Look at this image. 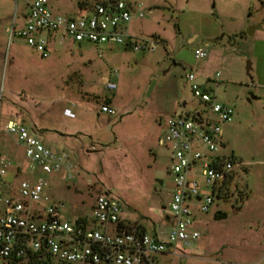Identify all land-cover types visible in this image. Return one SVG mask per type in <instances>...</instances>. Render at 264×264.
<instances>
[{
  "label": "rangeland",
  "instance_id": "rangeland-1",
  "mask_svg": "<svg viewBox=\"0 0 264 264\" xmlns=\"http://www.w3.org/2000/svg\"><path fill=\"white\" fill-rule=\"evenodd\" d=\"M32 1L0 0V126L8 105L31 124L64 133L58 150L69 155L74 174L34 172L25 159L19 178L11 167L8 181L19 188L44 176L47 199L34 206L58 207L72 224L89 217L103 193L120 200L127 221L168 230L173 161L160 140L169 118L205 109L186 80L193 73L234 111L220 153L238 162L235 180L201 215L200 240L179 244V254L158 256L159 264L264 263V31L247 34L264 22V0H49L63 16H80L83 5L87 15L98 2L125 1L144 14L128 24L132 35L142 42L154 38L157 50L134 52L52 34L48 58L18 35ZM197 49L208 57L197 60ZM103 106L116 116L103 113ZM14 143L0 131L7 154L20 151ZM93 146L99 151L87 153Z\"/></svg>",
  "mask_w": 264,
  "mask_h": 264
},
{
  "label": "built area",
  "instance_id": "built-area-1",
  "mask_svg": "<svg viewBox=\"0 0 264 264\" xmlns=\"http://www.w3.org/2000/svg\"><path fill=\"white\" fill-rule=\"evenodd\" d=\"M134 12L125 1H107L95 4L87 15L63 16L51 9L49 0H33L18 35L43 58L49 57L52 34L59 33L76 43L125 45L134 52H155L154 38L142 42L124 30L135 15L144 18L139 9ZM195 55L197 60L208 57L203 49H197ZM186 80L206 110L169 118L160 140L171 150L173 161L172 225L168 230L138 231L123 220L120 200L103 193L97 196L90 216L76 224L63 220L58 207L42 211L34 204L47 199L46 178L25 180L17 192L5 193L12 160L0 150V264H159L158 256L179 254V244L188 246L200 240L197 216L210 213L223 182L236 167L220 153L223 127L231 122L234 111L203 89L195 74H188ZM214 81L220 85L218 79ZM108 88L116 86L109 84ZM102 112L117 114L109 106H103ZM7 131L24 147L34 172L39 169L44 175H54L65 171L68 179L73 178L69 155L43 144L22 123H9Z\"/></svg>",
  "mask_w": 264,
  "mask_h": 264
},
{
  "label": "crops",
  "instance_id": "crops-1",
  "mask_svg": "<svg viewBox=\"0 0 264 264\" xmlns=\"http://www.w3.org/2000/svg\"><path fill=\"white\" fill-rule=\"evenodd\" d=\"M80 11L79 13L81 15H83V12L85 10H87L88 8L86 6H80ZM90 11L92 9V7L89 8ZM80 15V16H81ZM27 15L24 16V18H26ZM72 17H79V16H72ZM136 18L140 19L138 16H136ZM126 33L132 37H134V35H132V29L130 28V26L128 25L126 27ZM61 34V33H59ZM62 35V34H61ZM255 35V34H254ZM63 36V35H62ZM52 38V37H51ZM63 38H66V37H63ZM74 42V41H73ZM2 55H3V51L0 50V61L3 60L2 58ZM220 81V80H219ZM219 86H225L224 84L220 85ZM186 105V104H184ZM11 122H17V123H22L26 126L29 127V129L31 130V132L33 134H35L36 136H39V139L41 141H43L47 146L49 145H58V146H55V147H52V148H55V149H59L60 150V146L59 144L64 142V138L67 136L65 135L64 133L62 132H56L54 130H50V129H47V128H44V126H41V125H38L36 123L34 124H31L27 119H25L24 117L21 116V113L20 112H17L15 110H13L11 107H9L8 105L6 106V112H5V115H4V118L3 120L1 121V126H0V131L8 136H11L12 138H14V144L17 145L19 148H20V151L18 150H13V153L12 154H7L1 147H0V150L6 154L11 160H12V169L11 171L13 172V174L15 175V177L19 178V176L22 174L23 172V168H24V163L23 161L26 159L25 157V150H24V147L17 141V139L15 137H13L12 135H10L7 131V126L9 123ZM59 142V144H58ZM49 143V144H48ZM54 143V144H53ZM59 147V148H58ZM96 146H93L91 148V150L87 151V153H93V152H98L99 150H95ZM94 149V150H92ZM27 160V159H26ZM36 175V174H35ZM4 190H5V193H12V192H17L18 191V188L13 184V183H10L8 181V178H7V182H6V185L4 187ZM201 215L202 214H199L197 216V228L198 230L200 231V225H202L203 223V219L201 218ZM123 220H125L127 223H130L131 225H136L131 223L130 221H127L126 219L123 218ZM168 226L169 228L171 227L172 225V221H171V217L168 218ZM138 226L142 227V229L144 230V232H147V233H156L158 232L157 230V227L154 223L151 224V228L150 230H148L147 227H144L143 225L141 224H137Z\"/></svg>",
  "mask_w": 264,
  "mask_h": 264
},
{
  "label": "trees",
  "instance_id": "trees-1",
  "mask_svg": "<svg viewBox=\"0 0 264 264\" xmlns=\"http://www.w3.org/2000/svg\"><path fill=\"white\" fill-rule=\"evenodd\" d=\"M251 15V14H250ZM225 159H228L230 161H232L234 163V165L237 166V161L235 158L233 157H228V156H224ZM235 180V171L232 172V174L223 182V185L221 186V190H220V194H219V198L223 199V197H225L229 191H230V186L231 183ZM225 215L223 213H219V215H217V218H223ZM134 228L137 229L138 231H142L144 232V230L142 229V227H138V225H134Z\"/></svg>",
  "mask_w": 264,
  "mask_h": 264
},
{
  "label": "water",
  "instance_id": "water-1",
  "mask_svg": "<svg viewBox=\"0 0 264 264\" xmlns=\"http://www.w3.org/2000/svg\"><path fill=\"white\" fill-rule=\"evenodd\" d=\"M257 31H264V22L257 26L251 27V29L247 32V34L248 36H253ZM252 98H254L253 94H252Z\"/></svg>",
  "mask_w": 264,
  "mask_h": 264
}]
</instances>
